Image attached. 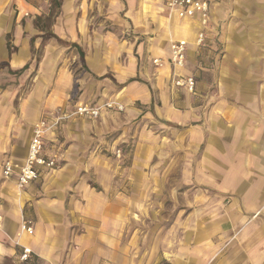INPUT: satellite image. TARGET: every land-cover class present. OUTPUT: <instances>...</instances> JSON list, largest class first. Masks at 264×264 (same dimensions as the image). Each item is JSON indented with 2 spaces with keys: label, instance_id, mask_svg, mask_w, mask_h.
I'll return each instance as SVG.
<instances>
[{
  "label": "crops",
  "instance_id": "0c3cea01",
  "mask_svg": "<svg viewBox=\"0 0 264 264\" xmlns=\"http://www.w3.org/2000/svg\"><path fill=\"white\" fill-rule=\"evenodd\" d=\"M226 1L212 2L202 28L197 18L155 16L147 0H128L133 35L122 42L109 31L90 32L67 2L62 24L47 32L36 23L48 0H0V264H264V0H235L238 26L221 36L222 96L201 92L195 58ZM172 38L187 41L185 65L176 70ZM68 55L92 78L87 102L107 94L99 87L110 81L123 109L73 116L76 106L67 102L80 77L67 68ZM156 57L165 68L152 65ZM33 69V88L20 95ZM173 72L193 76V92L175 86ZM60 117L44 135V152L57 166L41 168L21 189L16 172L4 180L5 159L24 162L33 123ZM73 125L80 131L70 132ZM111 129L122 132L112 152L118 141H133L127 162L74 157L76 147ZM59 132L75 140L68 141L74 149L48 150L46 140ZM23 219L32 234L21 230ZM22 247L32 250L25 262Z\"/></svg>",
  "mask_w": 264,
  "mask_h": 264
},
{
  "label": "rangeland",
  "instance_id": "374dc122",
  "mask_svg": "<svg viewBox=\"0 0 264 264\" xmlns=\"http://www.w3.org/2000/svg\"><path fill=\"white\" fill-rule=\"evenodd\" d=\"M69 3L71 5V8L67 14H71L73 16H83L86 17V20L88 21V25L90 26V32L91 31H103V32H111L118 34V38L120 40H127L130 41L133 33L130 32V30L127 27V20H126V9H127V2L128 0H48V7H47V15L45 17H40L37 20V25L39 28H42L44 31L51 32V28H55L56 25H61L62 23H58L60 21V18L65 14L64 13V7L63 5L65 3ZM148 4L150 5V10L153 15L155 16H171V11L169 9V0H164L162 6L158 4V1H150L147 0ZM139 4V2H137ZM146 3V0H145ZM141 4V3H140ZM241 5L237 3L235 0H227L226 2L221 4V7L216 9L215 15H216V22L219 24V27L215 28V30L212 31V37L206 38L202 45V50L196 54L195 58L197 59V70L199 71V81H203V86L201 87V92L204 93V95L207 94L208 91H215L216 94H220L219 96H222L223 88L221 85H218L216 80L219 77V69L221 68V65H223V59L226 55V48L222 44L224 42L221 39L222 34H226L228 30L232 29V26H238L237 23L234 21H238V17L240 15L239 8ZM135 10H140L139 6L134 7ZM222 26V27H221ZM56 29V28H55ZM175 38H172V40ZM139 41H141L139 39ZM171 39L167 40V49L169 47V42ZM213 41L215 42V45H213ZM120 42V41H119ZM125 50V49H124ZM40 57V51L34 50L32 54V59L37 60ZM157 58V57H156ZM155 59V58H154ZM32 60V63H33ZM162 62V65H156L153 63L152 59V65L156 68L163 69L165 68L164 65L166 64L163 58L160 59ZM67 62V68L72 69L74 73V77L79 79V84L77 88L73 89L70 97L67 102V107H69L70 110H74L75 106H77L80 103L89 104L92 106H103L104 104L110 102V103H118L116 100V97L113 96L115 92H112L110 94V86H112V83L110 81H106L104 84H102L99 89H103L104 92L108 90L109 92L107 94H101L96 95L91 100H94L93 102H87L88 98H90V92L92 87V78L87 74L88 70L86 67L82 66L78 58L74 59L72 56L68 55L66 58ZM34 68V67H32ZM28 81L20 88V95H25V93L30 92L32 90V86L30 85L29 79L32 78L33 75L36 74V70H30L28 73ZM86 79V80H85ZM83 95V96H82ZM109 95V96H108ZM81 96L85 98V100H81ZM87 98V99H86ZM90 100V101H91ZM114 110V107L107 108L102 107L101 110ZM76 116V115H73ZM76 118V117H74ZM72 122V121H71ZM70 122V123H71ZM65 123V122H64ZM62 123V124H64ZM99 124V123H98ZM104 124V123H103ZM114 123L112 122V125ZM105 129H108V127H104ZM80 131L78 128H75L74 125L72 126V129L70 132H78ZM103 132V133H104ZM112 134H111V133ZM103 140L102 141H94L87 143L85 148H81L79 150L78 147L75 148L74 145H71V148L74 149V157H81L84 156L86 159H93L96 160V157H103V158H110V159H118V161L121 159L120 166L122 163L124 164L127 162L128 157L130 156L133 148V141L129 138V141H118L116 144H118L117 149L114 150V152L111 151L110 146L115 143L118 137V133L122 134L120 130L117 129H111L106 133L103 134ZM56 141L52 139V136H49L46 140V145L48 150L52 148H56V150L60 151V153H63L62 151L67 149L70 145L68 144V141L71 143H74V139L68 140L70 138L68 135L65 136L61 132H59L56 135ZM121 140V139H120ZM81 144V143H79ZM71 149V150H72ZM116 150H120L119 156L116 154ZM123 157L122 159V156ZM58 158V156H57ZM66 162V159H64L62 162L59 161L60 168L63 167V164ZM58 166V167H59ZM106 167V166H105ZM59 168V169H60ZM76 172H79V168H75ZM92 183V181H90Z\"/></svg>",
  "mask_w": 264,
  "mask_h": 264
},
{
  "label": "built area",
  "instance_id": "2783aa9c",
  "mask_svg": "<svg viewBox=\"0 0 264 264\" xmlns=\"http://www.w3.org/2000/svg\"><path fill=\"white\" fill-rule=\"evenodd\" d=\"M214 0H170L169 9L179 18H197L202 28L208 24L210 5ZM204 38V32L200 30L197 33V43L201 44ZM186 46L187 41L184 39L171 40L169 42L170 63L174 70L183 68L186 62ZM156 65H162L159 58L153 59ZM172 83L175 86L185 87L189 92H193L195 79L190 75H180L173 72ZM107 108L115 107L117 110H122L123 106L119 103H106L103 105ZM103 106H92L89 104L80 103L76 106L73 115L88 116L90 118H98ZM61 120L57 118L54 122H48L45 119H39L32 125L31 138L28 144L27 156L22 163L13 162L10 159H5L1 165V177L9 179L14 172L17 173L16 185L18 188H23L25 185L36 180L40 174V169H53L57 166V162L53 157H50L44 152V135L48 130ZM117 156L120 155V150H116ZM1 218V216H0ZM21 230L28 234L33 233V225L30 220L23 219L21 222ZM32 250L29 247H22L20 261L25 262L30 258Z\"/></svg>",
  "mask_w": 264,
  "mask_h": 264
},
{
  "label": "trees",
  "instance_id": "16d2710c",
  "mask_svg": "<svg viewBox=\"0 0 264 264\" xmlns=\"http://www.w3.org/2000/svg\"><path fill=\"white\" fill-rule=\"evenodd\" d=\"M57 1V0H56ZM9 46V45H8Z\"/></svg>",
  "mask_w": 264,
  "mask_h": 264
}]
</instances>
